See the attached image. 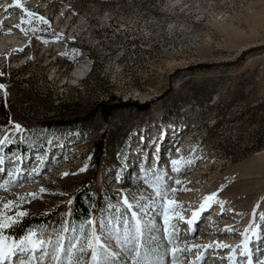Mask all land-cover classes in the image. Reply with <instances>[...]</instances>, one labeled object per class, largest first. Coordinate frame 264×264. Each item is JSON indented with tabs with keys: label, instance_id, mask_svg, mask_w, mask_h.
Wrapping results in <instances>:
<instances>
[{
	"label": "rangeland",
	"instance_id": "rangeland-1",
	"mask_svg": "<svg viewBox=\"0 0 264 264\" xmlns=\"http://www.w3.org/2000/svg\"><path fill=\"white\" fill-rule=\"evenodd\" d=\"M176 1L13 0L22 18L34 23L21 24L22 18L19 22L29 38L22 51L0 53V61H5L0 84L6 86L0 89V128L12 129L18 123L28 131L13 133L0 147V167L7 172L19 168L29 178L19 186L9 184L7 190L0 187V206L8 201L20 205L12 212L0 207V213H47L46 223L27 229L51 235L65 218L77 225L87 218L75 220L71 213L65 217L75 194L88 205L95 201L88 215L95 219L106 205L117 203L122 190L144 191L155 184L175 187L178 191L168 199L178 202L169 207L183 216L172 221L180 230L177 246H200L181 255L177 264H245L243 243L253 232L264 234V219L253 221L258 203L264 214V0ZM80 17L89 19L101 37L122 46L117 61V53L93 51L92 72L82 80L72 76L70 62L61 55L63 35L56 39L65 20ZM241 51L236 62L225 63ZM198 61L211 65L191 66ZM111 96L145 100L148 106L119 107L107 118L97 109L89 111ZM63 117L68 124H54ZM174 139L181 142L175 145ZM180 157L194 163L173 172L169 162ZM85 165L87 170L80 172ZM150 167L161 179L150 175L145 186L140 177ZM33 169L39 175H32ZM7 172H2L0 183L10 180ZM65 172L78 174L63 176ZM177 179L181 184L173 185ZM41 187L47 191L40 198L21 201ZM212 193L217 195L211 207L200 211ZM193 212L197 219L188 231L184 221ZM204 215L210 220L207 226L202 224ZM155 221V229L145 230L142 264H171L165 225L159 215ZM225 222L231 226L226 228L238 230L235 240H225L218 232L217 225ZM64 235L71 239L74 233ZM216 242L232 247H208ZM250 249L252 264H264V243L252 241ZM115 250L121 255L109 258L108 264H133L130 251Z\"/></svg>",
	"mask_w": 264,
	"mask_h": 264
},
{
	"label": "snow or ice",
	"instance_id": "snow-or-ice-1",
	"mask_svg": "<svg viewBox=\"0 0 264 264\" xmlns=\"http://www.w3.org/2000/svg\"><path fill=\"white\" fill-rule=\"evenodd\" d=\"M19 7L23 8V5L21 4ZM23 11L29 17L36 18V14L29 12L28 9L23 8ZM38 20L50 26V22L43 16H39ZM24 23L32 25L34 20L28 19L25 21L22 18L21 24ZM16 27H20L21 31H24L20 25ZM62 35H57L56 39L59 40ZM22 50L20 49V51ZM0 75H3V73H0ZM0 89H6V86L0 84ZM27 131L18 123L12 129L5 130L0 128V147L9 142L13 133L19 135ZM20 159V157H17L16 161L18 162ZM42 161L43 157L41 156ZM2 163L3 160H0V164ZM169 163L173 172H181L183 166L194 162L180 157L179 159H172ZM86 170L87 165L79 171L83 172ZM0 172H7V170L0 167ZM142 172L143 175L140 177V183L145 186L150 184V175L154 180L158 181L161 179L156 174V168H146ZM76 174L78 173L65 172L62 175ZM7 175L10 180L0 183V187L5 188V190H7L9 184L19 186V184L26 182L29 178L24 176L19 168H14L13 171L7 172ZM32 175H39V171L33 169ZM179 184H181L180 180L173 181V185ZM183 190L187 191L188 189ZM46 191L47 189L41 187L39 193L25 194L21 197V201L27 203L40 198L41 194ZM147 191H150L151 194L146 195ZM176 191L178 189L175 187H162L159 184L153 185L150 189L146 187L144 191L139 188L122 190L117 203L106 205L105 211L100 212L95 219L90 215L77 225L72 224L70 220L65 218L60 222L59 228L53 230L51 235L44 230L31 228L25 230L20 235H13L11 230L20 224L23 218L30 213L24 210L15 212L11 216L0 213V264H4L5 261L9 262V264H13V261H15V264H44L45 261H47V264H61L62 261L65 264H108L109 258L121 255L120 251L115 250L116 248L130 251L133 254V264H142L141 250L145 247V240L147 239L145 230L155 229L156 215L160 216L161 222L165 225L163 230L169 237L170 246L166 247L165 251L170 255L171 264H177L181 255L193 249H198L200 246L193 245L191 248H180L177 246L181 243L180 230L172 221L176 219L182 220L183 216L181 213H177L174 207H169L177 205L178 202L168 199L169 195H174ZM54 194L65 195V193ZM216 195V193H212L210 196H207L204 204L200 206V211H204L206 207H211V202L215 200ZM156 197H159V201ZM68 203L71 204L72 201L70 200ZM0 207L5 212H12L14 209L19 208L20 205L13 201H8ZM259 208V203L254 206L253 221L257 217L264 219V214L259 213ZM70 213L71 209L69 208L65 213V217H68ZM169 213H172V215H169ZM196 215L193 212L192 218L184 221V223L191 224L196 219ZM145 217L149 219L145 220ZM225 230L234 231L231 228H226ZM68 232L74 233L71 239L64 235ZM255 240L264 243V234L253 232V235L243 243L244 251L240 255L245 257L247 264H252L250 243ZM213 246L225 249H231L232 247L219 242H216L214 245H208V247Z\"/></svg>",
	"mask_w": 264,
	"mask_h": 264
},
{
	"label": "bare ground",
	"instance_id": "bare-ground-1",
	"mask_svg": "<svg viewBox=\"0 0 264 264\" xmlns=\"http://www.w3.org/2000/svg\"><path fill=\"white\" fill-rule=\"evenodd\" d=\"M30 1L35 2L37 0H30ZM174 1L176 0H173V3H177V1L176 2ZM14 15L15 12L13 11L12 13H8V11L5 10L0 11V48L7 47L12 44L14 45L16 43H20L23 41V39H26L25 38L26 35L23 31H21V28L16 27L17 25H19L20 21L17 22V20L14 19ZM60 16L61 14H59L58 16V20L56 21L57 23L59 22ZM60 26H61L60 30L63 34V37L61 39V44H60L61 46H59L60 47L59 49L61 51V55L63 56V58H65L70 62L71 64L70 71L73 77L82 80L92 72L94 58L92 57L91 53L93 51H97V49L110 51L113 52L115 55L118 54L116 58H113L114 61H117L121 58L122 46L118 44V42L115 41V39H111V37L110 38L101 37L98 33L97 28H94V26L91 24L89 19L84 17L68 19L65 20ZM0 58H1V54H0ZM2 175L3 173L0 172V178ZM207 215H209V212H207ZM191 218L192 217L188 218V220H190ZM209 221L208 220L206 221L205 226L208 225ZM221 224L223 225L220 224L218 225L216 224V225L217 227L220 228L218 232H220L223 235L222 237L225 238V240L234 239L235 236L233 235V233L238 232V230L235 229L234 231H226L225 228L231 226L227 222ZM187 225L188 227L186 230L190 231L193 229L192 223ZM204 236L208 237V233L204 234ZM224 254L225 253L223 252V250L219 251V255L222 256ZM243 258L245 257L243 256ZM244 262L245 264H247L246 259Z\"/></svg>",
	"mask_w": 264,
	"mask_h": 264
},
{
	"label": "trees",
	"instance_id": "trees-1",
	"mask_svg": "<svg viewBox=\"0 0 264 264\" xmlns=\"http://www.w3.org/2000/svg\"><path fill=\"white\" fill-rule=\"evenodd\" d=\"M243 52L244 51H241V53L238 54L237 57H235L231 61H226L225 63L236 62L243 55ZM192 65L193 67L210 66L211 63L198 61V62L192 63L191 66ZM128 105H133L138 109H145L148 106V102L145 100L137 101L135 99L123 100V99H119L118 97L111 96L109 99L98 100L96 104L94 105V107H92L89 111L92 112L93 110L97 109L102 118H107L109 117V115L112 113L113 110L119 107H124ZM3 112L5 113L4 110ZM82 116H84L83 118H85L87 116V113L83 114ZM53 122L56 125H65L69 123V119H67L66 117H63V118L55 119ZM97 150H98V154L102 152V145L100 144V138L97 141ZM99 182H102V180H100ZM79 195L80 193L75 194L72 199L73 202H72L71 214L75 220H81L83 218L88 217L90 211L93 210V205H95V201L93 202L92 205H88L80 198ZM48 219H49V214H37V215L26 216L25 218H23L20 224H18L15 228L11 230V232L13 235H20L22 232L27 230V228L30 225L38 224V223L43 224V223H46Z\"/></svg>",
	"mask_w": 264,
	"mask_h": 264
},
{
	"label": "built area",
	"instance_id": "built-area-1",
	"mask_svg": "<svg viewBox=\"0 0 264 264\" xmlns=\"http://www.w3.org/2000/svg\"><path fill=\"white\" fill-rule=\"evenodd\" d=\"M102 47H104V46H102ZM163 50H164V48L162 49V53L161 54H163Z\"/></svg>",
	"mask_w": 264,
	"mask_h": 264
}]
</instances>
